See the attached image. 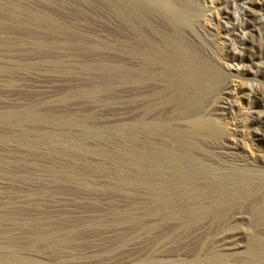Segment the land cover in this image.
Wrapping results in <instances>:
<instances>
[{
  "label": "rangeland",
  "instance_id": "374dc122",
  "mask_svg": "<svg viewBox=\"0 0 264 264\" xmlns=\"http://www.w3.org/2000/svg\"><path fill=\"white\" fill-rule=\"evenodd\" d=\"M166 1L178 22L136 0H0V264H264V0ZM128 9L204 68L153 79L126 53Z\"/></svg>",
  "mask_w": 264,
  "mask_h": 264
},
{
  "label": "bare ground",
  "instance_id": "6f19581e",
  "mask_svg": "<svg viewBox=\"0 0 264 264\" xmlns=\"http://www.w3.org/2000/svg\"><path fill=\"white\" fill-rule=\"evenodd\" d=\"M128 1H131V0H128ZM136 1L139 5L140 9L147 8V7H152L154 9L159 8L160 10H162L163 14L166 17H169V20L172 23L173 22L176 23L179 21L177 11L166 0H136ZM113 4H114L113 6L117 8V0H113ZM118 8H119V6H118ZM124 17L127 20V23L129 24V28L131 30H133V28L135 29V26H133L134 25L133 19L137 20V28L139 30V37H140L139 38L140 43L138 42L139 47L135 48L132 44H129V45H127L126 53L128 54L130 59L137 55L142 60H145L148 65H159L161 67L160 68L161 70L157 71L153 75L151 74L153 79H164L166 81L168 80L169 81L168 87L173 88L174 82L170 79V77H174V78H176L174 81L177 80L176 87L179 88L182 85L183 81L188 79V78H185L186 75L197 73V71L200 70L204 66L203 65L200 68L196 64V60L194 61V59L192 60V58H190V56L188 55L189 52H187V49L184 46V44H182L180 41H178L176 39V37H174L173 35H170V36L167 35L165 38V41L163 42V45L156 44L155 42H152L151 39L149 41V39L146 38V35L144 32H145V29H147L148 27H151L152 25H151V22L146 20V18L143 15H141L140 12L136 13L134 10H129V11L126 10V11H124ZM156 33L159 34L160 30L156 29ZM143 42L146 44H143ZM145 70H146V68L144 66L140 67L138 69L137 76L134 78V76H135L134 75V68L132 66H129L127 69V72H128L127 80L129 82V84H132L135 81H138L140 83H144V81L146 79V75H144ZM206 72H207V70H206ZM204 73H205V71H204ZM179 89H181V88H179ZM177 91H178V89H177ZM180 93L178 91V92H176V94L175 93L171 94V96L164 98L162 101H160V103H150L149 104L150 109L153 110V112L157 113L158 110H160V109L164 108V106H166L165 104L168 101H171L172 99L174 101L182 99L181 95L183 92H180ZM162 95H163L162 90H160L159 92H157L155 94V96H157V97H161ZM177 102H179V101H177ZM184 110H182V111L184 112ZM191 110H193V109L191 108ZM189 111H185L184 114H189L190 113ZM180 112H181V110H180ZM202 118L195 119V117H193V119H190V118H189L190 120L188 119L189 121H187V123H188L187 125L190 128L191 133L206 132V133H209L210 135L220 134L219 129L215 130L216 127L213 128V126L210 125L212 123H208L209 121L207 122L204 118L203 119ZM132 129H133V127L130 124L129 130L131 131ZM154 130H155V134L162 141H164L165 138H167L168 141L176 139L175 138L176 135H175L174 131H172V129H170V126H167V124H164V123L160 124L159 123V125H157V127ZM217 131L219 133H217ZM181 142H183V141H181ZM134 156H135L134 150L132 148H130L128 159L134 160ZM140 158L142 161H145V162L149 161L151 158L150 152L145 150L144 152H142L140 154ZM172 159H175V158H172ZM193 160H194V158H193ZM142 176H143L142 182L147 184V181L149 180L150 175H148L146 173ZM152 177L154 178V176H152ZM155 177L156 178H154V179H157V176H155ZM187 177H188V175H184V174H177V175L173 174V179H177L179 181H183ZM162 178H163V176H161V179ZM194 184H195V181L194 182L188 181V183L185 182V184H183L181 186L178 184V186H176V189L174 191L177 190L180 193V196H184L187 193L190 194L191 191L193 192L195 190ZM155 191L157 194L166 195L168 192H170V187H169V185L164 184L160 187H157V189ZM178 198H181V197H178ZM163 204H164L163 209H172L173 211L175 210L174 207L169 206V205H173L172 203L171 204L163 203ZM194 264H201V263H194Z\"/></svg>",
  "mask_w": 264,
  "mask_h": 264
}]
</instances>
